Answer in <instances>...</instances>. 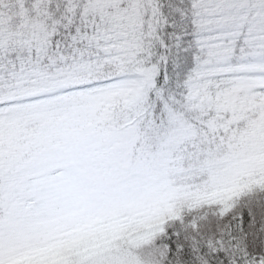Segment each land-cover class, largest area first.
Returning a JSON list of instances; mask_svg holds the SVG:
<instances>
[{
  "label": "snow or ice",
  "instance_id": "6c2138e0",
  "mask_svg": "<svg viewBox=\"0 0 264 264\" xmlns=\"http://www.w3.org/2000/svg\"><path fill=\"white\" fill-rule=\"evenodd\" d=\"M0 264H264V0H0Z\"/></svg>",
  "mask_w": 264,
  "mask_h": 264
}]
</instances>
